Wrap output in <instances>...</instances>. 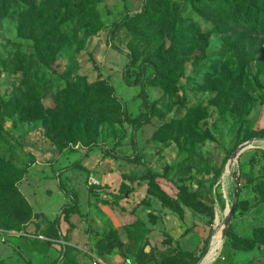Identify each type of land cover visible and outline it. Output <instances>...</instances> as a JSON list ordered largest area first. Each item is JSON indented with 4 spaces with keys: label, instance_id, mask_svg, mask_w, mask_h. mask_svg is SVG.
I'll return each mask as SVG.
<instances>
[{
    "label": "rangeland",
    "instance_id": "1",
    "mask_svg": "<svg viewBox=\"0 0 264 264\" xmlns=\"http://www.w3.org/2000/svg\"><path fill=\"white\" fill-rule=\"evenodd\" d=\"M9 1L0 156L26 174L0 198V264H264V35L185 0L149 31L132 18L151 0ZM173 41L187 53L165 57ZM66 71L119 112L53 138Z\"/></svg>",
    "mask_w": 264,
    "mask_h": 264
},
{
    "label": "trees",
    "instance_id": "2",
    "mask_svg": "<svg viewBox=\"0 0 264 264\" xmlns=\"http://www.w3.org/2000/svg\"><path fill=\"white\" fill-rule=\"evenodd\" d=\"M185 1L197 10L210 8L215 12V15H224L236 29L242 31L243 37L246 34H249L250 37L264 35V0H204L205 5H201L202 0ZM9 2V0H0V7H5ZM174 7L173 0H151L132 20L138 26L144 24V31L155 30L161 24H165L168 18L170 20L175 17L174 11L176 10ZM201 7L202 9H200ZM30 11L32 13L40 11V16H42V10L36 6L34 1L30 2ZM139 36L141 35L139 34ZM32 37H35V42L40 48L42 37L36 34ZM241 40L242 37L234 39L233 46L241 48ZM178 51L183 54L187 53L185 47H180L173 41L172 47L161 52L165 57L172 59ZM39 56L45 65L53 68L52 61L46 59L43 49H39ZM68 75L69 71L61 75L65 80V88L60 94L52 98L50 108L44 109L50 123V134L53 138H57L58 133H62L66 127H68L67 134H74L73 130L69 129L74 125L80 124L84 130H89L90 125L95 126L119 112L117 101L112 98L103 83H89L83 77L72 80ZM1 109L0 103V129L4 120ZM62 110L63 114L59 116ZM58 118H61L60 126L57 123ZM257 136L263 137L262 134ZM25 174L26 169L18 167L10 160L0 156V198L8 194L14 196L18 194L24 199V196L19 193L16 183L22 180ZM221 198L222 195H220L219 200ZM173 253L174 250L169 249L162 252L161 256L165 258L166 262L176 264L177 259L171 257Z\"/></svg>",
    "mask_w": 264,
    "mask_h": 264
},
{
    "label": "water",
    "instance_id": "3",
    "mask_svg": "<svg viewBox=\"0 0 264 264\" xmlns=\"http://www.w3.org/2000/svg\"><path fill=\"white\" fill-rule=\"evenodd\" d=\"M249 146H250L249 143H245V144L241 145V146L236 150V152L238 153V156H239L240 153H242V152H243L247 147H249ZM236 152H235V153H236ZM231 210H232V209H230L229 213L227 214V220H226V223H227V221H228V219H229V217H230ZM226 223H224L225 226H226ZM204 256H205V255H204ZM204 256L202 257V259H201L197 264H201V262H202Z\"/></svg>",
    "mask_w": 264,
    "mask_h": 264
},
{
    "label": "built area",
    "instance_id": "4",
    "mask_svg": "<svg viewBox=\"0 0 264 264\" xmlns=\"http://www.w3.org/2000/svg\"><path fill=\"white\" fill-rule=\"evenodd\" d=\"M38 237L41 238V239L45 238L43 235H38ZM95 264H97V262Z\"/></svg>",
    "mask_w": 264,
    "mask_h": 264
}]
</instances>
